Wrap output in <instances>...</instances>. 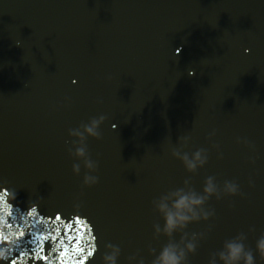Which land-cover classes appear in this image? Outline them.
<instances>
[{"label":"water","instance_id":"water-1","mask_svg":"<svg viewBox=\"0 0 264 264\" xmlns=\"http://www.w3.org/2000/svg\"><path fill=\"white\" fill-rule=\"evenodd\" d=\"M100 114L101 137L87 140L98 182L82 188L67 131ZM179 135L190 137L186 151L209 149L195 174L168 156ZM207 175L236 179L244 195L210 199L214 217L188 225H212L190 264L249 226V247L264 231V0H0V182L14 210L37 198L40 215L68 223L79 203L99 246L119 243L123 261L151 240V200L189 176L199 191ZM77 231H67L70 248Z\"/></svg>","mask_w":264,"mask_h":264},{"label":"clouds","instance_id":"clouds-1","mask_svg":"<svg viewBox=\"0 0 264 264\" xmlns=\"http://www.w3.org/2000/svg\"><path fill=\"white\" fill-rule=\"evenodd\" d=\"M247 52L248 49H245ZM71 83H76L75 78ZM65 100L67 102V98ZM105 119V115L100 114L67 131L71 143L65 142L68 144L66 152L75 161L71 165V173L78 176L83 168L82 188L92 187L98 182V161L91 158L87 140L100 139L99 129ZM111 127L115 128V124ZM215 134L213 129L208 133V138L211 139ZM189 143L188 135H179L174 145H169L167 152L171 159L179 161L186 173L195 174L207 164L209 149L197 147L189 152L185 150ZM235 143L243 145L249 153L255 152L254 144L247 138L236 137ZM210 147L216 151V158L221 159L223 153L219 151V145L213 143ZM248 163H254L253 156L249 155ZM247 182L251 187L252 178L249 177ZM8 188L0 182V264H28L29 260L31 264H36L37 260L44 257L43 242L49 237H59L60 227L64 228L65 237L52 243L46 264H86L92 260H95V264H190L189 257L207 239L212 225L209 224L204 231L192 232L186 231L188 225L207 223L214 217V209L206 206L210 199L221 201L242 198L244 195L236 179L218 182L215 175H207L200 190L196 191L191 185L190 176L186 177L180 186L163 191L151 200V211L159 218V222L151 226V240L143 250L133 249L121 261V245L105 241L101 248L87 218L79 214V203L73 205V211L69 213L71 219L65 223L59 211L54 212L53 216L40 215L37 198L34 203L29 202L26 212L14 210L11 201L15 199V193ZM73 223L79 231L76 232L75 244L70 248L64 240H72L67 231ZM254 230V226H249L247 232L240 231L224 239L219 248L209 253L206 264H264V231L259 232L251 247L246 243L248 235ZM26 233L30 235L28 243L33 245L30 250L20 247ZM161 238L163 242L154 246L153 242Z\"/></svg>","mask_w":264,"mask_h":264},{"label":"snow or ice","instance_id":"snow-or-ice-1","mask_svg":"<svg viewBox=\"0 0 264 264\" xmlns=\"http://www.w3.org/2000/svg\"><path fill=\"white\" fill-rule=\"evenodd\" d=\"M60 239H58V237H55L54 239L52 238V237H49V239L48 240H45V241H51V242H53V243H55L56 241H59ZM44 241V242H45ZM44 242H43V245H42V250H43V253H44V257L41 259V260H39V261H42V262H45V264H46V257H47V254H45V249H44ZM75 244V243H74ZM48 253V252H47Z\"/></svg>","mask_w":264,"mask_h":264}]
</instances>
